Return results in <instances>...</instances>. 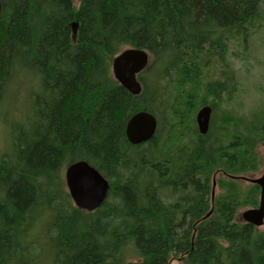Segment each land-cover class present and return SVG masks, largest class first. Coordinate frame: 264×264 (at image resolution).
<instances>
[{"label": "trees", "instance_id": "obj_1", "mask_svg": "<svg viewBox=\"0 0 264 264\" xmlns=\"http://www.w3.org/2000/svg\"><path fill=\"white\" fill-rule=\"evenodd\" d=\"M263 3L1 0L0 104L17 77L31 75L38 91L11 152L0 155V264H264V230L235 219L255 202L228 177L257 169L263 124L212 142V118L207 134L192 132L196 140L171 153L157 130L139 146L125 139L139 111L158 116L155 108L167 105L173 117L171 88L160 82L194 73L244 39ZM126 47L151 57L139 96L112 77L110 60ZM79 160L109 183L89 215L72 207L60 182L61 169ZM216 169L231 188L220 186L211 202ZM125 251L135 259L123 261Z\"/></svg>", "mask_w": 264, "mask_h": 264}, {"label": "rangeland", "instance_id": "obj_2", "mask_svg": "<svg viewBox=\"0 0 264 264\" xmlns=\"http://www.w3.org/2000/svg\"><path fill=\"white\" fill-rule=\"evenodd\" d=\"M73 1L75 4L79 2V0ZM261 6L262 10L252 30L248 31L244 39L230 40L224 48L216 50L218 55L213 54L207 59L203 58L194 73L184 77L174 75L160 82V90L164 86L165 89L171 88V100L175 103L171 109L174 112L173 117H169L167 105L166 108L164 106L155 108L158 116L153 115L158 124V142L161 143L168 138L169 141L164 147L169 148L170 153L183 143L196 140L192 135V132H198L196 115L205 105L212 108L211 119L214 120L210 137L212 142L218 141L223 132L226 133L224 140L226 142L231 137L234 139L239 130L246 125H258L260 128L262 124L264 125V3ZM227 37L228 33L225 34V40L228 39ZM156 69L158 71L159 68L153 65L152 71ZM148 89L149 92H156L153 86H148ZM36 91H38L37 84L31 80V75L17 77L7 86L0 104V155L11 152L19 127L25 123L31 110V95ZM255 152L258 157L257 169L237 177L253 179L264 172V141L257 145ZM168 157L170 158L171 154ZM162 160L167 159L162 158ZM64 173L65 168H62L60 182H62V190L67 193ZM211 175L209 190L213 202L215 197L223 192L220 186L224 190H229L231 187L223 182L225 177L222 172L216 169ZM238 184L243 191L242 195L247 194L249 201L255 202L254 206L252 204L237 210L235 219L242 223L241 214L248 209L258 207L259 189L252 196L249 194L254 188L252 184L244 180H239ZM71 204L74 207L72 201ZM83 214L89 215L85 211ZM256 230L263 231L264 225ZM121 258L123 261H132L135 255L125 251ZM177 263L173 261L171 264Z\"/></svg>", "mask_w": 264, "mask_h": 264}, {"label": "water", "instance_id": "obj_3", "mask_svg": "<svg viewBox=\"0 0 264 264\" xmlns=\"http://www.w3.org/2000/svg\"><path fill=\"white\" fill-rule=\"evenodd\" d=\"M1 13V0H0ZM73 33L76 24H71ZM150 63V55L138 48H125L112 59L111 73L113 79L132 96H139L142 91L137 75L142 73ZM212 109L205 105L196 115V126L200 135L207 134ZM157 129L155 117L146 111L133 114L125 124V137L130 145H141L153 138ZM244 180L259 188V203L255 209H248L241 214L244 223L255 228L264 225V172L253 179L231 177ZM64 182L67 193L76 209L92 213L99 209L108 196L109 183L93 166L84 160L69 164L65 168ZM210 213L207 215L209 216ZM206 216V217H207Z\"/></svg>", "mask_w": 264, "mask_h": 264}, {"label": "flooded vegetation", "instance_id": "obj_4", "mask_svg": "<svg viewBox=\"0 0 264 264\" xmlns=\"http://www.w3.org/2000/svg\"><path fill=\"white\" fill-rule=\"evenodd\" d=\"M209 131V130H208ZM208 133V132H207ZM202 136V135H201ZM231 177V176H230Z\"/></svg>", "mask_w": 264, "mask_h": 264}, {"label": "bare ground", "instance_id": "obj_5", "mask_svg": "<svg viewBox=\"0 0 264 264\" xmlns=\"http://www.w3.org/2000/svg\"><path fill=\"white\" fill-rule=\"evenodd\" d=\"M200 135V134H199ZM203 136V135H202Z\"/></svg>", "mask_w": 264, "mask_h": 264}]
</instances>
